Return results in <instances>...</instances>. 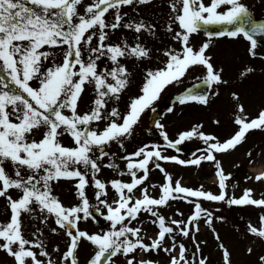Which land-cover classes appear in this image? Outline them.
Here are the masks:
<instances>
[{
	"label": "rangeland",
	"instance_id": "rangeland-1",
	"mask_svg": "<svg viewBox=\"0 0 264 264\" xmlns=\"http://www.w3.org/2000/svg\"><path fill=\"white\" fill-rule=\"evenodd\" d=\"M240 7L264 18V0H0V78L22 76L7 100L29 136L0 143L27 158L0 182V264H264V46L190 27ZM205 79L207 98L170 104ZM176 140L201 161L170 164Z\"/></svg>",
	"mask_w": 264,
	"mask_h": 264
},
{
	"label": "water",
	"instance_id": "water-1",
	"mask_svg": "<svg viewBox=\"0 0 264 264\" xmlns=\"http://www.w3.org/2000/svg\"><path fill=\"white\" fill-rule=\"evenodd\" d=\"M74 0H70L73 2ZM192 26L206 32L210 36H225L228 34H244L249 39L264 44V20H255L251 12L241 9L234 15L217 20L214 22L196 21ZM209 86L208 82H201L188 89L184 95L176 98V100L187 99L189 97L204 98L205 91ZM156 116L151 119V125H155ZM69 231H73L74 227L67 225Z\"/></svg>",
	"mask_w": 264,
	"mask_h": 264
},
{
	"label": "flooded vegetation",
	"instance_id": "flooded-vegetation-1",
	"mask_svg": "<svg viewBox=\"0 0 264 264\" xmlns=\"http://www.w3.org/2000/svg\"><path fill=\"white\" fill-rule=\"evenodd\" d=\"M1 82V87L3 89L11 86L10 82L7 80H0ZM9 114H10V110H12V107H3ZM2 129L0 131V143L5 142L7 140H14L17 139L19 140V138L21 137L20 134V128L21 126H23V124L21 122L18 121V119L15 117L14 120L8 119V121L6 123H1ZM35 140V139H34ZM2 151L4 152V156L2 159H0V165L5 166L4 164L6 163V160H11L12 159V155L14 153V150H11L10 147H1ZM8 150V151H7ZM187 154L185 150H181L179 156L180 158H184V154ZM189 156V155H188ZM48 158V155L45 157ZM186 160V159H185ZM188 161V160H186ZM180 169H184L185 167H178ZM2 176H5V172L2 171L1 172ZM62 183H64V181H61Z\"/></svg>",
	"mask_w": 264,
	"mask_h": 264
},
{
	"label": "bare ground",
	"instance_id": "bare-ground-1",
	"mask_svg": "<svg viewBox=\"0 0 264 264\" xmlns=\"http://www.w3.org/2000/svg\"><path fill=\"white\" fill-rule=\"evenodd\" d=\"M261 169V168H260Z\"/></svg>",
	"mask_w": 264,
	"mask_h": 264
}]
</instances>
